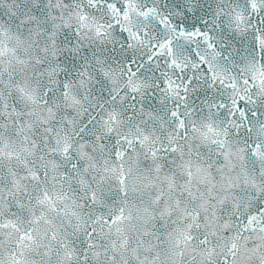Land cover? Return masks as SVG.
I'll list each match as a JSON object with an SVG mask.
<instances>
[{
	"label": "snow or ice",
	"instance_id": "6c2138e0",
	"mask_svg": "<svg viewBox=\"0 0 264 264\" xmlns=\"http://www.w3.org/2000/svg\"><path fill=\"white\" fill-rule=\"evenodd\" d=\"M0 264H264V0H0Z\"/></svg>",
	"mask_w": 264,
	"mask_h": 264
}]
</instances>
